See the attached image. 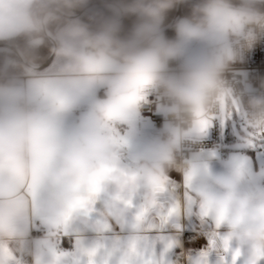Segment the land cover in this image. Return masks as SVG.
Instances as JSON below:
<instances>
[{
  "label": "clouds",
  "instance_id": "9594fccd",
  "mask_svg": "<svg viewBox=\"0 0 264 264\" xmlns=\"http://www.w3.org/2000/svg\"><path fill=\"white\" fill-rule=\"evenodd\" d=\"M76 3L79 0L0 4V11L6 14L0 18V30L46 32L47 21L58 19L50 5ZM178 6H186L188 11L177 20L174 36L169 37L165 21ZM113 13L95 31L72 27L55 38L52 51L67 61L61 71L93 82L107 79L108 93L65 141L64 166L55 178L58 190L52 193L54 203L67 200L80 181L96 177L108 148L105 123L138 108L148 88L164 97L174 122L165 125L162 141L149 143L138 153V168L146 181L166 176L176 167L172 149L185 129L224 93L226 69L264 38V0H120ZM125 20L131 21L130 27H125ZM232 38L241 39L239 47ZM0 94L16 105L0 118V170L35 176L42 167L41 150L57 136V129L34 97L11 87L0 88ZM59 106L72 108L75 99L62 98ZM248 107L250 121L264 125V96L251 98ZM224 167L227 173L214 177L195 164L188 171L202 198L222 219H230L231 227L246 242L264 244V190L242 192L236 162H224Z\"/></svg>",
  "mask_w": 264,
  "mask_h": 264
},
{
  "label": "crops",
  "instance_id": "0c3cea01",
  "mask_svg": "<svg viewBox=\"0 0 264 264\" xmlns=\"http://www.w3.org/2000/svg\"><path fill=\"white\" fill-rule=\"evenodd\" d=\"M3 3L19 4L20 0H0ZM5 15L0 11V18ZM72 27L83 26L72 21L58 35ZM24 30L28 29L0 30V41L16 37ZM66 63L56 56L44 73L23 75L30 77L25 85L13 80L19 76L9 78L10 84H0V88L11 87L34 97L58 132L41 150L42 167L37 175L24 177L0 170V264H129L136 246L141 247V260L147 256L156 264H172L176 248L164 251L165 243L174 242L183 250L186 232L201 233L208 240L223 237L240 250L241 264L244 259L252 264L256 254L264 250V244L246 242L242 233L231 227L230 219H222L202 198L201 189L190 179L189 172L179 174L172 168L163 178L144 179L138 168V153L145 145L161 140L152 124L139 117V107L110 120L112 126L105 123L108 148L96 177L80 181L67 200L53 202L52 193L58 190L55 178L64 166L65 141L78 130L82 117L108 93L107 79L93 82L64 74L61 70ZM62 98L75 99V106L61 108ZM14 108V101L0 94V118ZM175 149L176 145L172 158ZM225 151L229 155L227 161L236 162L241 191L264 190L261 157ZM227 161H222L216 152L190 155L191 165H198L210 177L226 174ZM164 187L168 190L160 193ZM183 193L190 196L203 215L198 218L182 212L162 222L174 202L183 204ZM142 212L148 214L137 222L135 217ZM37 225L45 227L47 234L39 236ZM57 227H63L62 237L56 235ZM207 247L189 251L199 252ZM210 261L217 264V256L213 254Z\"/></svg>",
  "mask_w": 264,
  "mask_h": 264
},
{
  "label": "built area",
  "instance_id": "2783aa9c",
  "mask_svg": "<svg viewBox=\"0 0 264 264\" xmlns=\"http://www.w3.org/2000/svg\"><path fill=\"white\" fill-rule=\"evenodd\" d=\"M234 46L239 47L242 43L240 38H232ZM258 50H264V38L251 52H246L242 59L231 64L224 73V92L228 99L235 98L241 107V112L245 124L247 125L253 139L249 141L248 150L261 157V168L264 176V125L254 124L250 121V109L248 102L253 97L264 96V70L256 67L253 59L254 54ZM259 60V55H257ZM175 67V65H173ZM30 79L29 76H19L14 78L15 82L25 85V82ZM143 100L139 106L138 114L142 120L149 121L156 136L162 141L164 139L162 133L165 125L173 123V118L166 111V100L158 90L149 88L148 92L143 93ZM219 96L212 108L202 117H200L190 129H185L183 138L176 144V149L173 153V161L176 167L173 170L176 173L184 174L189 172L188 166L191 165L190 155L196 152H216L221 156L222 161H227L228 153L224 149V132L221 124L223 116L221 111V99ZM16 107V105H15ZM206 122V129H203L197 124ZM108 126H112V122H107ZM122 132H125V127H121ZM209 131V134L207 133ZM256 142V144H255ZM182 169V170H180ZM39 236H44L47 233L45 227L37 225ZM37 236V234L35 233ZM34 235V237H36ZM56 235L62 237L63 227H57ZM198 237L203 238V247L208 246V239L201 233H196ZM186 252L174 254L171 257L172 264H184Z\"/></svg>",
  "mask_w": 264,
  "mask_h": 264
},
{
  "label": "trees",
  "instance_id": "16d2710c",
  "mask_svg": "<svg viewBox=\"0 0 264 264\" xmlns=\"http://www.w3.org/2000/svg\"><path fill=\"white\" fill-rule=\"evenodd\" d=\"M97 2L114 3L117 5L120 4V0H79V3H76L75 6H69L67 4H53L50 5V7L67 15H77L81 13L87 6ZM113 10L114 9L111 8L95 9L88 16L80 20L79 23L84 28L90 31H95L106 20L112 18L114 14ZM187 11V7L184 6L183 16L187 14ZM176 13L177 8L168 14V17L165 21V27L174 20ZM69 23V21L60 18L55 20H48V32L50 33V35L56 38L58 33ZM124 24L125 27L128 28L131 25V21L125 20ZM173 28L166 32L169 37L174 36ZM0 44L12 45L22 54V56L32 67L42 66L50 58L53 52V45L45 37L44 33H38L33 30H24L20 32L16 37L7 40H1ZM28 73L30 72L25 68L20 59H18L11 53L0 52V84H10L12 83V80H10L9 78L23 76ZM245 153L250 156H254V154L249 150H246Z\"/></svg>",
  "mask_w": 264,
  "mask_h": 264
},
{
  "label": "snow or ice",
  "instance_id": "6c2138e0",
  "mask_svg": "<svg viewBox=\"0 0 264 264\" xmlns=\"http://www.w3.org/2000/svg\"><path fill=\"white\" fill-rule=\"evenodd\" d=\"M257 55H259V60H257ZM253 59L256 67L264 70V50L256 51ZM167 190L168 188L164 187L160 190V193ZM182 212H186L189 215H196L198 218L200 215H203V213L198 212L197 208L193 205L190 196L187 193H183V204L174 202L172 206L166 210L162 222L164 220H170ZM147 214L148 212L139 213L135 217L136 221H142ZM182 244L183 251L189 253L184 259V264H211L210 257L213 254L217 256V264H241L242 255L240 250L233 248L223 237L215 239L210 237L208 240V247L203 248L199 252H195L189 250L201 249L203 238L198 237L195 232H186L183 236ZM173 248H176L177 253L181 252V249L177 248L174 242H166L164 251L167 250L170 252ZM140 255L141 247L136 246L133 252V258L129 261V264H156L154 260H150L147 256L141 260ZM243 264H248L247 259H244ZM252 264H264V250H260L256 254L255 259L252 260Z\"/></svg>",
  "mask_w": 264,
  "mask_h": 264
},
{
  "label": "rangeland",
  "instance_id": "374dc122",
  "mask_svg": "<svg viewBox=\"0 0 264 264\" xmlns=\"http://www.w3.org/2000/svg\"><path fill=\"white\" fill-rule=\"evenodd\" d=\"M193 47H197V45ZM227 94V92H224L221 99V111L223 114L221 124L224 132V149L230 150L233 153H243L248 150L249 141L253 137L244 122L240 104L233 97L228 99ZM197 126H201L203 129L207 127L206 122L197 124ZM207 133L209 134V131Z\"/></svg>",
  "mask_w": 264,
  "mask_h": 264
},
{
  "label": "water",
  "instance_id": "95a60500",
  "mask_svg": "<svg viewBox=\"0 0 264 264\" xmlns=\"http://www.w3.org/2000/svg\"><path fill=\"white\" fill-rule=\"evenodd\" d=\"M119 5L114 4V3H107V2H97V3H93L89 6H87L81 13L77 14V15H67L64 14L60 11L55 10V15L57 18L72 22V21H80L83 18H85L86 16H88L91 12H93L95 9L98 8H111V9H115L116 7H118ZM183 8L184 6H178L177 7V13L176 16L174 18V20L165 27L166 32L169 31L171 28L174 27L175 23L177 22V20L183 16ZM45 37L52 43L53 48L56 46V40L55 38L50 35V33L48 32V29L46 30V32H43ZM0 52H8L13 54L14 56H16L18 59H20V61L23 63V65L25 66V68L32 73H36V74H41L43 73L54 61L56 55L54 52H52L50 58L40 67H32L27 61L26 59L22 56V54L16 50V48H14L12 45L10 44H0Z\"/></svg>",
  "mask_w": 264,
  "mask_h": 264
}]
</instances>
